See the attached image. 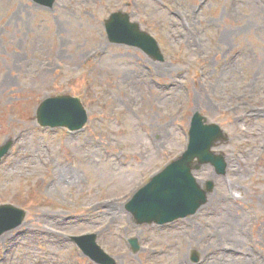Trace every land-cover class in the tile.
Wrapping results in <instances>:
<instances>
[{"label":"rangeland","instance_id":"1","mask_svg":"<svg viewBox=\"0 0 264 264\" xmlns=\"http://www.w3.org/2000/svg\"><path fill=\"white\" fill-rule=\"evenodd\" d=\"M117 10L163 61L108 41L104 19ZM4 76L0 204L26 215L0 235V264H97L69 238L82 233L116 264H264V0H0ZM58 94L81 99L82 129L39 126L37 104ZM195 111L228 135L213 149L226 173L193 171L214 182L194 214L136 224L125 203L184 151Z\"/></svg>","mask_w":264,"mask_h":264},{"label":"water","instance_id":"2","mask_svg":"<svg viewBox=\"0 0 264 264\" xmlns=\"http://www.w3.org/2000/svg\"><path fill=\"white\" fill-rule=\"evenodd\" d=\"M51 7L55 0H34ZM107 38L112 43L138 47L155 61H162L163 54L156 40L141 30L137 22L130 21L126 12L117 11L104 21ZM37 122L41 126L66 127L78 130L87 121L86 111L79 98L70 95H55L42 100L36 110ZM227 137L215 123H207L198 111L194 112L188 132L185 151L170 162L162 171L134 193L126 209L137 224H163L194 214L206 203L207 195L214 189V182L207 180L204 187L196 181L193 171L211 164L217 174H225L227 163L223 154L211 150ZM11 141L0 146V159L7 153ZM25 211L11 204L0 205V235L20 225ZM76 245L99 264H115L114 259L97 245L95 234L71 236ZM131 249H139L137 238L129 240ZM192 259L197 260L193 255Z\"/></svg>","mask_w":264,"mask_h":264},{"label":"bare ground","instance_id":"3","mask_svg":"<svg viewBox=\"0 0 264 264\" xmlns=\"http://www.w3.org/2000/svg\"><path fill=\"white\" fill-rule=\"evenodd\" d=\"M227 34V33H226ZM226 34H225V36H226ZM10 62L12 63V65L14 64V62H15V57L14 56H10ZM50 64H46L45 66H42V67H40V72H47V66H49ZM42 74V73H41ZM43 75V74H42ZM9 80H10V78L9 77H7V76H4V77H2V79L0 80V86L2 87V86H4V85H6V84H8V82H9ZM240 96H244V94H239ZM219 99H221V98H219ZM259 113L258 114H260V115H262V116H264V108L263 109H261V111H258ZM251 115H253V114H251ZM13 134H15L16 136L18 135V134H20V132H16V133H13ZM21 149V143H18L17 144V148H16V150L17 151H19ZM69 171V170H68ZM67 171V169L66 168H61L60 170H58L57 171V176H63V174L64 173H66V172H68ZM231 197H234V194L232 193L231 195H230ZM235 198V197H234ZM220 207V205L219 204H217L214 208L215 209H218Z\"/></svg>","mask_w":264,"mask_h":264}]
</instances>
